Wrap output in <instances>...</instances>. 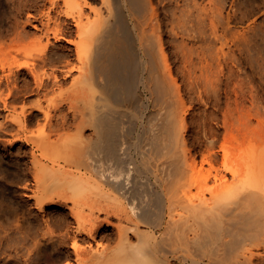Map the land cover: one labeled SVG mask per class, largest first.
I'll return each instance as SVG.
<instances>
[{"label":"bare ground","instance_id":"6f19581e","mask_svg":"<svg viewBox=\"0 0 264 264\" xmlns=\"http://www.w3.org/2000/svg\"><path fill=\"white\" fill-rule=\"evenodd\" d=\"M39 2L22 0L20 5L22 8H37L42 3ZM208 4L202 0H189V13L186 11L187 18L180 26L179 8L175 6L178 9L175 11L168 3L173 9L172 18L168 19L171 25L167 26L170 28L168 41H175L181 34L182 38H179L183 40L185 60L190 56L193 58L191 53L197 42L213 46L220 57L223 55L220 52L225 50L224 45L227 46V3L217 0V4L214 3L216 7L213 6L215 14ZM42 5L44 8L39 13L31 11L24 22L21 20L22 25L21 21L20 26L17 23L15 36L2 34L1 37L0 141L10 147L22 142L28 148L27 151L23 150L28 155V158L25 155L27 161H22L32 175V186L28 187L31 192H27V196L34 199L33 206L39 211H47L50 205L62 207L60 216L64 221L60 217L59 220L64 232L61 233L60 245L65 247L68 240L71 242V250L68 248L63 252L66 257L64 264H264V134L259 137L262 131L258 129L262 126H256L253 117L246 113L245 118L240 116V108L245 104L240 101L243 90L239 89L240 83L235 82V87L233 83L227 84L234 87L233 94L230 92L232 96L224 87L225 109L215 107L217 109L210 110L204 116L201 113L199 117L203 116L202 120L190 128V118H193L190 114L193 112L174 78L171 59L169 61L166 52L168 41L162 35L158 38L157 34L151 41L147 40L150 45L146 43L143 46L141 43L139 46V35L130 29L132 27L124 12L125 5H128L129 9L142 14L134 23V30L142 28L144 24H153L158 19V11H155L156 4H152V0H120V5L114 11L110 7L109 16L102 19L90 16L88 9L93 10L91 0H44ZM207 5L213 15L207 11ZM185 9L179 12H185ZM236 30L234 27L235 39L231 32L230 35L235 40L231 41L238 45L242 34ZM30 37L34 40L32 43L40 44L37 52H24L19 47ZM63 40L67 44H57ZM180 44L179 41L177 45ZM217 44L219 46L216 47ZM200 46L195 47L198 49ZM238 46L240 48V44ZM211 51L210 54H214ZM226 51H229L228 48ZM231 55L234 56L233 52ZM221 60L218 61L220 66ZM197 65L201 66L199 61ZM210 66L208 64L207 67ZM142 68L149 76L142 77ZM231 71L235 73V68ZM194 75H197L196 79L198 72H194ZM216 75H211V78ZM148 81H152V91L163 100L164 110L160 112L161 115L159 112L153 115L159 119L151 118L145 128V137L141 140L145 142V149L139 145V152L149 157L152 163L143 166L141 163L145 165V159L139 163L132 152L134 141L131 132L134 126L127 129L125 113L119 109L140 105L136 90L141 82L148 87ZM207 87H210L208 83ZM57 90L65 92L66 98L63 97L64 93L60 95L64 103L54 100L58 96ZM251 92L250 95H253L254 92ZM52 93L56 95L53 97ZM205 104L208 103L205 101ZM143 113L142 110L133 111L130 117L138 122ZM258 122L264 124V120L258 119ZM198 148L205 162L214 163L221 158L222 163L219 169L215 168L218 171L211 196L200 197L195 202L181 188L191 167L192 153ZM214 164L215 167L219 165ZM155 169L164 182V190H152L150 186V192L142 197L139 175ZM116 195L129 199L128 203ZM176 203L187 213L177 212ZM113 217L119 220L118 224L114 223L116 220L113 221ZM45 219L49 230L46 231L51 234L53 225L50 227V218ZM55 222L58 220L55 219ZM104 226H113V229L110 231ZM102 228L104 230L101 232ZM134 236L138 237L137 241L133 239ZM114 238H117L114 241L116 244L112 242L113 246H110L108 241ZM182 251L193 252L194 255ZM205 257L209 261H204Z\"/></svg>","mask_w":264,"mask_h":264},{"label":"rangeland","instance_id":"374dc122","mask_svg":"<svg viewBox=\"0 0 264 264\" xmlns=\"http://www.w3.org/2000/svg\"><path fill=\"white\" fill-rule=\"evenodd\" d=\"M21 1L22 0H0V48L2 45L1 40L3 39V38H1L2 34H7V35H10L11 37L15 36L16 30H17L18 26H20L19 22L21 20L23 21L25 18H27V16L29 15V13L31 11H32L31 13L36 14V13H39L44 8V6L42 5L44 3V0H40L39 4L41 2L42 3L37 8H27L24 6L25 9L21 7L22 6V5H20ZM155 1H157V3ZM158 1L160 3H158ZM162 1H163L164 5H163ZM162 1L161 0H152V4H153V2H154V4H156L155 6L153 5L155 7V11L156 12L158 11L157 12L158 13V19H157L158 23H157V21H155V23H153L155 26H153V24H150V25L144 24L142 28H140V29L137 28L135 30L133 28V25L137 21V18H140L139 16H142V14L141 15H140V13L138 14L137 11L134 12L135 10L133 11V9H129L130 7L128 5L127 6L125 5L124 12L127 15L126 17L129 21L130 26L132 27L130 29H133L132 31H135L139 35V36H137L139 46L141 45V43L143 46H145V44L148 41H151V38L154 39L157 36V34H158V36H157L158 38L160 37L159 35H162L163 39H165L166 41L169 40L170 28H168V27H171V25H170V21H168V19L172 18V13H173L172 8H174L175 11H177L178 10L177 8H179V10L177 11V13H180L179 15L177 14L178 18L180 19V21H179V19L177 18L178 19L177 21H179L178 24L181 22L180 26H182V24L185 23L183 21H185V18H187V12H188V8H189V5H188L189 0H186L187 4L185 3L186 2L185 0H179V1H177V0L176 1L175 0H171V1L170 0H162ZM180 1L181 2L185 1V2L181 3ZM202 1H204V3L206 2L207 4L209 3L208 5H209V7L212 8V10L216 7L215 4H217V0L216 1L211 0L213 2H211L210 0H209L210 2L207 0H202ZM225 1L228 4V5L225 4V14L227 15V17H229L228 22L226 23L227 24L226 30L228 31V33H225V36H227V39L225 37V41L228 40L229 45H228V42L226 41L227 46L224 45V47H225L224 49L227 50V48H228L229 51L225 52V50H224V52H220V53L223 55L225 53L226 55H224V56L221 55V57H220L216 48L214 50L213 46L209 47L208 44L206 46V43L197 42V44L194 45L193 47H194V49L196 48V52H198V51L199 52L196 53L193 49V51L191 53L193 58H191V56H190V57H188V60H187V58L185 60L184 59L185 58L184 57V50H182L183 40H180L182 38L181 34H179L177 36V38H176L177 41L175 39V41L177 43L175 41H173V42L168 41V43L166 45V52H167L168 56L170 57L169 61L171 59V66L173 68L172 69L173 75H174L176 82L178 81L177 85L180 87V91L183 94V96L186 100V103L189 102V104H187V106L190 107L191 113L193 112L192 114H190L193 117V118H190L189 123L192 124V126L190 124V128H193V125L194 126H196V124L198 125L199 120L200 121L202 120L201 117L206 115L207 112L209 113V112H211V111H213L219 107L225 109V107H226V105H225L226 103L224 102L226 99L225 88H226V91H228L229 93L231 92L233 94V92H234L233 88L236 85L235 82H237V83H240V84H238L240 87L239 89H241V88L243 89V90L241 89L242 94L240 92V96L243 97L242 99L240 97V101L241 102L244 101V103H245V104L242 103L243 104L242 106L240 103V106H241L240 116L243 119L246 117V115H245V113H246L249 117H253V119L257 122V123L255 122L256 126H257V124H259L258 127L262 126L259 129L257 127L258 131H262V132H259V137H261L264 134V128H263L264 124L258 122V119H259V121L264 120V115H261L264 113V0H225ZM176 2H178L177 5H176ZM165 3H167V5ZM168 3L170 6H173V7L171 8L168 5ZM211 3H212V5H211ZM171 4H174V5H171ZM178 4H179V6H178ZM184 4L187 5V7L186 6L183 7ZM91 5H92L93 10L88 9V10H90V16L92 18L102 19V18H106L109 16L110 7L114 11L116 9V7H118L120 5V0H91ZM165 5L169 8V9H167V7H166L167 13H166V9L164 7ZM208 5H207V7H208ZM175 6L177 8H175ZM213 6H214V8H213ZM163 8H164V10H163ZM208 8H207V11L211 12L212 11L211 8H209L210 10ZM180 9H185V12H184V10L183 11L181 10L184 13L183 18H182L183 13L179 12ZM169 10L172 12H170ZM214 11H216V10L214 9L213 12ZM164 13H166L167 15ZM168 13H169V15H168ZM215 13L216 12H214L213 14H215ZM213 14L211 12V15H213ZM165 15H166V17H164ZM185 15H186V17H185ZM235 15H238V16L235 17ZM179 16H181V18ZM189 17L194 18L191 15ZM234 18L235 19L238 18L239 22H238V20H235ZM164 19H167V20H164ZM159 20H160L161 24H160ZM22 21L20 22L21 25L25 20L23 22ZM235 21H237V22L234 23ZM166 22H167V24H166ZM207 22H209V20ZM156 23L159 25L158 28H157ZM236 25L238 26V28ZM239 25H240V27H239ZM163 26L165 27L164 30H163ZM232 27H233V31H232ZM234 27H235V30L237 28V30L240 31V32L238 31L239 34H242V36L239 35L240 38L238 40L239 41L238 45L240 44V48L238 45H236L235 42L233 43L231 41V40L235 41L234 40L235 35H233V34H235ZM209 28L210 27L208 26V29ZM240 28L242 31L240 30ZM30 29L31 28H29L27 30L30 31ZM210 30L211 29H209V32H210ZM32 31H33V28H32ZM160 31H162L163 33L159 34ZM2 32H4V33H2ZM167 32H169V33H167ZM230 32L233 35L234 39L230 35ZM10 36H8V37L11 38ZM165 37H167V38H165ZM179 37H181V38H179ZM31 38L32 37L29 38L30 40L26 39L23 42V44L21 43V45H23V46L19 45V47L24 52H26V50L37 52V50L40 48V44L35 45V43H32V41L34 42V40L33 39L31 40ZM179 41H180V43H182V44H180L181 46L177 45V44H179ZM44 42H45V40H44ZM59 43L60 44L62 43V45L67 44V42L65 40L58 41L57 44H59ZM147 44L150 45V43H147ZM174 44H176L177 47L179 46L180 49H178L179 47L175 48L176 46ZM218 44H220V43L218 42ZM218 44L216 45V47L219 46ZM197 45L198 46L202 45V46L198 47V49H197V47H195ZM231 45H232V47H231ZM233 46H234L236 51L232 50ZM203 47L206 51H203L204 50ZM209 48H211V49L209 50ZM174 50H176V51H174ZM181 51H183V52H181ZM210 51H211V53L214 52V54H210ZM141 52H143V50ZM232 52H233L234 56L231 55ZM234 52L236 53V55ZM239 54L241 55V58H240ZM73 55H75V54H73ZM197 55H198V57H196ZM205 55H206V58H205ZM214 55H216V57H218V59ZM237 56L239 57V60L240 59H242V60L241 61H238V59L236 60V58H238ZM73 57H75V56H73ZM182 57H183V59H182ZM194 57H196V59H198V60L195 61L196 59ZM212 57H214L215 59H213ZM179 58L182 60V62L185 60L183 62V64H181L182 62ZM207 58H209L211 60L213 59L215 61H213V60L211 61ZM228 58H230V60ZM193 59H195V60H193ZM203 60L205 61L206 64L208 63L209 66L211 63L212 67L211 66L209 67L210 71H209V68L207 67L208 64L207 65L205 63L203 64V62H204ZM220 60L222 61V65H221L222 67L220 66V63L218 64V61H220ZM231 60H234V61H231ZM193 61H195L197 63L199 61V64L201 66L199 67V65H197V63L195 64V62H193ZM206 61H208V62H206ZM209 61H210V63H209ZM212 62L215 64H213ZM227 63H229V65H227L228 67L226 66ZM230 63L232 64V66L230 65ZM78 64L82 65L79 62H78ZM190 64H192L193 66H191ZM217 65L219 66L218 68H217ZM140 66H142V64H140ZM187 66L189 67L188 69H187ZM233 66L235 68V73L234 72L232 73V71L229 72L232 69L234 71ZM191 67L194 69L192 70ZM197 67L200 68V70ZM175 68H176V70H175ZM182 68H184V70ZM203 68L204 69L206 68L207 70L205 69L206 71H203L204 70ZM212 68H215V69H213V71H212L211 70ZM219 68H221V69H219ZM223 68H224V70H222ZM139 69H140V67H139ZM181 69H182V71H181ZM196 69H198V70H196ZM239 70H241V72ZM211 71H212V74H211ZM142 72H143L142 77L149 76V73L146 72L145 70L143 71V68H142ZM194 72H198V77H196V79H195V76H197V75H194ZM205 72L206 73L209 72L211 75H214V76L216 75V72L219 74H217L216 77L212 76V78H213L212 79L211 75L209 73L206 74ZM237 72H239V74H241V75L238 76ZM183 73L188 78L185 77V75ZM191 73H193L192 77H191V75H192ZM201 73H203V74H201ZM225 73H227V75ZM230 73L232 76L230 75ZM205 74L208 75V77ZM223 74H225V75H223ZM235 74H236V76H235ZM227 76H229V77H227ZM230 76H231V78H230ZM206 77H207V79H206ZM217 77L221 80H218ZM220 77H222V78H220ZM236 77H238V80ZM227 78L229 79V81ZM188 79H189V81H188ZM203 79H204V81H203ZM210 79H212V80H210ZM222 79H224V80L222 81ZM226 79H227V81H226ZM233 79L234 80L236 79L237 81L236 80L233 81ZM215 80H216V82H215ZM206 81L208 83V86L210 85V87H207V83L205 84ZM220 81L222 83L224 81H226L223 83V84L226 83V85H223V84L221 85ZM151 82L152 81H148V84L150 83L148 85V87L144 85V82H141L137 87L136 93H138L137 96H138L139 100L141 101L140 105L138 104L135 107L134 106L133 107H127V108L123 107V108L119 109V111L125 113L124 119H125V124H126L127 129H130V128H132V126H134L133 127L134 130H132V132H131L132 137H133L132 140L134 141V144L132 145V149H133L132 152L134 151L133 153L135 154V157L139 163H141V161H143L145 159V162H146L145 165L143 162L141 163V165H143V166H149L152 163V160H150L149 157H146L144 154H141L139 152L140 151L139 145H140V147L141 146L144 147L145 142L141 141V140H142V138L145 137V128L149 125L148 122L151 118L156 119V120L159 119L158 117L155 118V116H153V115L157 114L158 112H159L158 114L161 115L162 111L164 110V108H163L164 102L162 99H160V97H157L155 91H152L154 89L151 86ZM189 82H192V83H189ZM203 82H204V84H203ZM200 83H202V85ZM212 83L214 85L215 84L216 85L213 86ZM227 84H232L234 87L232 85H227ZM241 84H243L242 85L243 87H241ZM203 85H204V87H203ZM211 85L213 87H211ZM198 86H200L201 88ZM218 86L220 87V89ZM229 86H230V89H229ZM193 87H195L197 90L195 88L192 89ZM208 88H209V90H208L209 92H207ZM211 88H213V90ZM221 88L223 90H221ZM189 90H191V91H189ZM59 91L60 90H57L58 96H56V97H54V95H56L55 94L56 92L52 93L54 100L56 102H58V100H60L59 103H61V102L64 103V100H61L62 99L61 94L64 93L63 97L65 96V98H66L65 92L61 93V91H60V93H59ZM219 91H220V93H219ZM222 91L224 94L222 93ZM250 91H253L254 94H253V92H251V94H253V95H250ZM185 92H186V94H185ZM196 92L198 94H200V92H202V93L200 95H198ZM217 92H218V94H217ZM214 93L219 97L217 98L216 95H214ZM231 93H230V96H232ZM52 94H51V97H52ZM188 94H190V95H188ZM202 94L204 97L202 96ZM194 95H196V96H194ZM189 96L192 98H190ZM223 96H224V98H222ZM251 96L252 97L256 96V97L252 98ZM201 97H202V100H200ZM204 98H205V100H204ZM208 98L210 99L211 102L209 101ZM188 99H191V100H188ZM215 99L217 101H215V103H214ZM219 99H220V101H219L220 105H218ZM249 99L251 101H249ZM199 101H201V102H199ZM205 101L208 104H205ZM229 101H232V100L230 99ZM253 101L256 103V105ZM221 102H223V103L221 104ZM209 103L212 105H209ZM205 105H206V108H204ZM223 105H224V107H223ZM195 106H197V107H195ZM201 106H203V108ZM243 106H244V109H242ZM215 107H217V108H215ZM201 109H202V111H201ZM64 110H66V109L64 108ZM139 110H142V112H144L143 117H141V119L138 122L137 121L135 122V119H132V117H130V115H131L130 113L133 111L138 112ZM241 110H244V112H241ZM254 110H256V111L253 114ZM198 111H199V113H198ZM245 111H247V112H245ZM251 111H252V113H251ZM256 112H257V114H256ZM194 113H195V115H194ZM201 113L203 114V116L199 117L200 115H202ZM241 113L244 114L245 116H243ZM259 113H260V115H258ZM248 116H247V120L249 119ZM245 122H246V120H245ZM17 144L10 147L9 145L5 146L6 144H4L3 142L0 143V264H64L66 261V257H65L63 252L69 248L71 242H69V240H68V242H67L68 247L67 246L64 247L63 245H60L61 244L60 243V237H62L61 233L63 234V232H64L63 231L64 228L61 229L63 226L61 227V222H60V220L62 222L64 221L63 217L61 218L62 215L60 214V210L62 209V207L59 205H56V206L50 205L48 207L47 211H39L35 206H33L34 199L27 196V192H31V190H29L28 187L32 186V180H31L32 175L29 174L28 168H26L25 167L26 165H24V163H23V161H27L28 155L24 154V153L27 151L28 148L25 147L22 144V142H19ZM9 148H10V150H9ZM19 149H20V151H19ZM144 149H145V147H144ZM23 150H26V151H23ZM11 152L13 153V155ZM5 153H6V155H5ZM192 154L193 155L190 158L191 167L188 171V174L186 175V178H184L185 179L184 184H183L181 189H183L185 192H187V195L189 197H191L195 202H197L200 199V197L204 198L207 196H211L210 193H211L212 185L214 186L215 185L214 183L216 182V180H215L216 171H218V169L220 168L221 163H222V159L219 158L217 161L214 162V163H216V165L219 164L218 166L215 167L214 163H209L207 161L205 162L203 155H202V151L199 150V148L197 150H195V152H193ZM25 155L27 158L25 157ZM19 162H21V163H19ZM21 164L24 166H22ZM213 164H214V166H213ZM21 167H23V168L25 167V169H27V170L22 169ZM215 168H218V169H215ZM24 170H25V172H24ZM138 180H139V183H141L140 185L142 187V190L140 187V190L142 191V194H141L142 197L144 196L143 194H146V192H148V191L150 192V186H152V190H155V189H157L158 191L164 190V186H163L164 182L161 180L160 173H159V171H156V169L154 171L143 172L142 174L139 175ZM141 191H140V193H141ZM144 191H145V193H144ZM116 196L119 198L123 197L121 195H116ZM122 199H124L125 202L128 203L129 199L126 200V198H124V197ZM136 201H138V198L136 199ZM175 209L177 212L187 213L186 209L177 203L175 204ZM57 212H59V213H57ZM51 214H53V215L50 216ZM54 214H58V216L57 215L54 216ZM102 216H104V215H102ZM45 218H50V219H48V221L51 224L50 227L53 225V229L51 228V230H53L54 235H52L53 233H51V234L48 233L49 230H48V226H47V222H46ZM55 219L58 220V222H55ZM112 219H113V221L116 220L114 223L117 222V224H118L119 220L116 217H113ZM58 223L60 226L58 225ZM106 227L107 226H104V228H106ZM104 228H102L101 232L104 230ZM107 228H108V230L111 231L113 229V226H108ZM46 230H48V231H46ZM101 232H100V234H101ZM36 236H37V239H35ZM50 237H52L53 239ZM99 237H100V235H99ZM137 238H138L137 236H134L133 239L135 241H137ZM116 239L117 238H114L111 241L106 240V242L108 241V243H110V246H113V244L114 245L116 244V242H114ZM112 242H114V243L111 244ZM68 243H69V245H68ZM69 249L71 250V247ZM182 252L187 253L190 256L194 255L193 252H191V253L187 252V251H185V252L182 251ZM204 261H209L208 257H205Z\"/></svg>","mask_w":264,"mask_h":264}]
</instances>
